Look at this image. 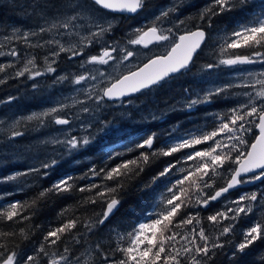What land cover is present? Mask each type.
Segmentation results:
<instances>
[{
	"label": "snow or ice",
	"instance_id": "obj_1",
	"mask_svg": "<svg viewBox=\"0 0 264 264\" xmlns=\"http://www.w3.org/2000/svg\"><path fill=\"white\" fill-rule=\"evenodd\" d=\"M250 0H208L202 8L198 19L207 28L213 27L215 17H223L227 13L239 12L240 18L234 19L230 30H225L219 37L218 50L215 62L202 67V71H212L220 67L237 68L238 66L264 65V0L259 5L249 7ZM57 13L51 18L44 17L47 27L40 26L36 30H15L11 36H5V41L23 43L26 48H45L54 46L43 60V66L38 64L35 55L25 53L22 67L15 64L0 65V74L9 68H16L9 76L0 77V85L8 78H27L36 80L48 74H56L53 67L61 53H67L68 59L84 57V49L91 48L95 43H104L103 37L111 33L114 24L104 18H96L95 13L121 14L127 18L145 15L151 7L148 0H67V3H55ZM181 7L179 2L169 6H161L152 13V22L143 26L133 27L126 46L117 47L111 44L101 47L98 55H88L81 63L85 65L107 66L115 62L125 64L137 56L136 46L149 48L152 44L169 42L165 55L156 56L135 70L113 77L111 73L99 68L87 69L71 79L68 75H54V83L69 81L74 85H85L89 81H98L91 87H82L78 91L85 93L87 101L94 107H83L78 112H70L78 104L86 103L83 100L72 99L71 104L58 103L39 112H33L26 117L15 120L8 129L9 139L24 135L19 130L22 122L35 123L37 128L51 125L60 126L58 135L50 143L54 151L60 153V158L52 156L42 161L38 166L31 167L20 176L40 174L50 175L48 170L55 171L65 156H72L90 147L101 134L115 135L119 129L112 121L101 119L97 113L108 107V101L125 103V98L136 93H143L153 87L161 86L169 78L191 70L197 53L208 37L206 28L198 27L193 31L177 34L173 27H161L159 22L175 14ZM253 7L261 11L251 16L244 15L252 12ZM63 9V11H61ZM149 17L145 15L147 20ZM115 19V16H113ZM87 21V23H82ZM184 24V20H178ZM86 28V32H81ZM62 30V33H61ZM61 34L67 37L66 42L57 39H48L43 43L33 42L34 37L44 34ZM75 37V40L72 38ZM5 45L0 44V49ZM128 46H132L130 49ZM20 59L22 54L12 47L7 52L0 51V56ZM239 82H226L208 88L203 95L199 92H190L185 89L182 109L191 112L201 105H208L215 98L230 94L233 88L247 89L243 99L231 107L228 112L218 115V124L211 131H201L199 134H189L178 140L173 139L158 143L159 137L151 133L127 148V153H136L135 156L125 159L124 152H111L106 155L108 161L118 159V162L109 166L105 164L97 169L92 166L82 176L64 174L54 180L50 187L40 191L30 202H11L6 207H0V223L25 224L30 222L35 214L38 202L48 194L59 195L72 193H90L84 203L101 206L96 218L81 220L79 217L69 218L58 227L48 230L43 237V243L34 248L32 253L18 252L10 248L7 243L0 242V264H73L71 250L65 245V238L76 244L81 243L82 227L87 233L95 234L112 223L115 212L121 205L120 193L127 183L138 178L147 167L159 158L177 156L175 161L169 160L158 174L154 175L150 184H155L161 178L178 172L176 179L168 188V195L161 198L157 208L147 213L145 218L133 226L130 232L116 233L115 247L111 252L105 251L101 243L95 246V255L101 264H209L217 249H224L226 243H232V259L239 264V257L248 255L257 242H264V218L254 219V205L264 200V193H244L231 199V192L243 184L260 181L264 183V70L253 72L245 70ZM104 84L103 87H99ZM37 85H33V88ZM15 99L10 97L9 102ZM128 100L127 103H131ZM80 113H90L87 123L79 125ZM152 119H156L153 115ZM3 124V121H0ZM252 142L245 137L253 133ZM199 145H206L200 148ZM183 153V155H177ZM43 170V171H42ZM223 170V171H221ZM100 177L102 183H88L77 187V180L95 181ZM217 178L224 183L216 187ZM7 180H16L13 175ZM211 190V191H208ZM213 204L218 205L213 214L201 217L199 212H188L190 207L211 210ZM219 205H222L220 207ZM30 209L32 211H30ZM60 215L64 216L65 212ZM206 219L214 226L215 234H207L202 221ZM247 221V226L240 231L241 239L233 243L235 230L241 220ZM227 222V223H225ZM199 226V227H197ZM29 240L31 231L27 227L18 230L0 231V241L14 239ZM179 238V239H178ZM222 238H228L224 240ZM47 245V247H46ZM63 247L62 252H49L52 247ZM115 253H119L116 256ZM264 259V258H262ZM77 264H95L90 253L83 260L75 258Z\"/></svg>",
	"mask_w": 264,
	"mask_h": 264
},
{
	"label": "trees",
	"instance_id": "obj_2",
	"mask_svg": "<svg viewBox=\"0 0 264 264\" xmlns=\"http://www.w3.org/2000/svg\"><path fill=\"white\" fill-rule=\"evenodd\" d=\"M169 1L170 0H148L151 7L154 8L161 7ZM31 2L34 4L35 1ZM55 3H62V1H51L49 2L48 7L52 8ZM207 3L208 0H184L182 3V10L177 16L176 21L184 20V24L181 26L190 30L198 27L206 28L207 33L210 34L214 29L222 30L226 26L232 25L234 19L240 18L241 14L239 12L227 13L223 17H215L213 27L207 28L206 25L198 19L202 8ZM33 4L28 3L27 1H15V5L23 8L26 6L30 7ZM259 4L260 3L257 0H250L249 7ZM253 9L252 12H245L244 15L251 16L261 11L259 7H253ZM10 11L12 10L7 12L5 8H0V29L7 27L8 24L10 27L14 28L13 25H15L16 21L25 20L28 17V13L23 11L21 12V15L17 16L19 20L8 19ZM135 18L130 19L127 17H120V20L125 24V29L129 30V25L135 23ZM127 37L128 35L124 34V40L127 39ZM201 54L202 53L195 58L194 65L191 67L190 71L180 74L171 80L169 79L162 83L161 86L154 87L149 91H146V93L143 92L142 95L131 100L134 103L135 109L132 107L126 108L123 111L129 112L131 119H138L137 122H139L138 124L140 127L132 131L136 133L134 136L123 140V136L116 137L111 133L101 134L90 147L74 153L72 156H65L61 160L60 165L57 166V169L55 171L50 169V175L47 177H40L39 182L35 186L30 188L26 187L25 189L16 192L9 181H4L9 175H17V179L23 177L19 175L23 168L20 164H10V161H6L7 159H11L12 155L8 156L2 152L4 143L1 142L2 138L0 137V207H6L7 204L17 201L30 202L40 191L50 187L54 180L64 174H71L79 177L84 175V173H86L92 166L99 169L105 164L111 166L117 163L118 159L111 161L106 159L108 153L116 151L124 152L125 159L135 156L136 153H127V148L151 133H156L159 137L158 143H163L164 141L173 140L174 138L178 140L181 137H187L189 134H199L201 131H211L214 126L218 124L217 116L228 112L231 107L236 106V103L244 98L239 95L231 97L232 94L243 92V89L233 88L231 89L230 94L215 98L211 104L201 105L191 112L182 109L180 106L184 103L185 89H188L193 93L199 92L203 95L207 90V85L208 88H212L225 83V81L219 80L225 76V68L223 69L220 67L215 73L211 71H202V67L211 61L207 60ZM208 59H211V57ZM214 74L216 75L214 76ZM194 75L197 76L198 84L194 81ZM0 77H3V75L0 74ZM18 81L24 82L23 79H19ZM32 86V84H24L20 87L17 82H6L5 84L0 85V102L8 100L10 97H15V99H13V107L17 108L16 111L22 110L26 112L34 110L39 106L38 104L41 100V93L44 91L37 87L33 88ZM153 102H156V106ZM115 104H108V107ZM118 112L119 111L112 108L110 113L103 115L104 112H101V114L104 116L103 119L112 121L114 124L119 123L122 125L120 126L121 128L125 127L124 129H126V121L122 123L119 122L116 115L108 117L109 114ZM153 115L156 116V119H152ZM126 135H128V133ZM254 135L255 130L245 138L249 142H252ZM7 144L8 147H5L4 150L12 153L13 147H9V141ZM26 145H28V141L26 142L25 139L18 137L16 140V149L19 148L22 150L23 146ZM197 147L203 148L206 147V145H199ZM56 154L54 156L59 159L60 153L57 152ZM177 155L182 156L183 153ZM176 158L177 156L159 158L147 167L138 178L129 181L125 189L119 194L121 205L112 218V223L103 227L102 231L98 229L95 234L87 233L86 230L81 227L79 231L84 233V235L81 237L80 244H76L65 238L64 246L69 247L72 258L79 255L88 243H101L105 251L110 253L111 249L115 247L116 233L125 234L130 232L133 226L137 225L145 218L147 213L151 212L154 208H157L161 198L168 195L167 188L179 178L180 174L176 172L174 175L170 174L168 177L161 178L155 184H151L150 186L147 185L150 184L153 176L158 174V172L166 166L167 161H175ZM3 163H5L6 166H3ZM92 182L102 183L103 181L100 177H97L95 181L77 180L76 186L80 187ZM223 183V179L217 178L216 187H219ZM246 192H256L258 195L264 193V183L259 182L253 185L250 183L243 184L237 191L231 193L230 198L235 199ZM88 195L91 194L80 193L76 190H73L72 193H61L59 195L48 194L38 202L35 208V214L32 216L30 222H26L25 224L0 223V231L18 230L22 227H27L31 231V238L29 240H24L17 236L14 239L0 242L7 243L10 248H15V246L19 244L20 247L16 249L18 252H28L31 254L34 248L43 243L44 234L48 230L58 227L65 220L75 217H79L81 220H94L96 218L97 214L101 211V206L99 204L91 205L84 203V199ZM217 206L218 205L213 204L211 210L190 207L188 212L192 214L199 212L201 217H206L209 214H213ZM219 206L222 207V205ZM65 210H67L65 215L61 216L60 213ZM30 211L32 210L30 209ZM261 218H264V200H260L258 205H254V219L250 216L248 217V220L255 222V220ZM202 223L207 229V234H215L214 226L207 222L206 219H204ZM246 226L247 221L242 219L235 230L236 234L232 238L233 243L240 241V231ZM222 239L227 240L228 238ZM48 251L50 253L53 251L62 252L63 247L54 246L49 248ZM247 251L249 252L248 255L239 257V264H264V259H262L264 258V242L258 241L252 249ZM232 252V243H226L224 249L216 250L214 257L209 261V264H235L232 259ZM115 255L119 256V253H115ZM83 256L82 253V257ZM92 259L95 260V264H101L100 260L95 255V250L92 253ZM41 264H43V259L41 260Z\"/></svg>",
	"mask_w": 264,
	"mask_h": 264
},
{
	"label": "rangeland",
	"instance_id": "obj_3",
	"mask_svg": "<svg viewBox=\"0 0 264 264\" xmlns=\"http://www.w3.org/2000/svg\"><path fill=\"white\" fill-rule=\"evenodd\" d=\"M15 1H17V0H0V8H5V10L8 11V10H10V7H8V5H11V4L15 5ZM18 1L19 2L27 1L28 3H31V4H33L31 1H35L34 4L30 7L26 6L23 8L21 6H15L13 9H11L13 11L12 14L16 15L14 20H19V18L17 16L21 15V12L26 11L28 13V15H27L28 17L25 20L16 21L15 25H13L15 30H19L21 32L30 31L29 29H23L26 27L27 28L33 27L32 30H36L40 26L47 27V24H45V21H44V17L46 16L48 18H51L54 15L58 14L56 8H54V7L49 8L48 7L49 2H51V1L55 2L58 0H18ZM60 1H62V3H67V0H60ZM183 1L184 0H170V5L173 3L179 2L181 4V7L178 9V11L175 14H172L169 18L161 20L159 22V25L165 29H167L169 27H173V31L175 33H177L178 35L183 34L184 32L188 31V29L181 26L176 21L177 16L179 15L180 11L182 10ZM258 1H261V0H258ZM163 6H169L168 2ZM22 8H23V10H22ZM157 9H160V7H157V8L151 7L148 9V12L145 14L149 17L147 20L145 19V15H138V17L135 18V23L129 25L130 26L129 30L125 29V24L119 21L120 17L115 16V19H113V16L109 15L108 13H104L102 15V13L96 12L95 13L96 18H99L101 20H103L104 18H107L108 20H110L114 24V29L111 33H108L103 37L104 43L98 42V43H95V45L100 47V48L103 46H106L107 44H112L114 46H119V47L126 46V41L129 38V34H130L132 28L137 27V26H143L146 24H150L152 22V13L157 12ZM61 11H63V9H61ZM82 23H87V21H84ZM18 26H21V27L19 28ZM230 27H231V25L226 26L222 30L214 29V31L208 35V37L205 41V44L202 45V48H201L202 54L201 55L203 56V55L210 54V56L208 58L211 57V59H208V58H206V59L210 60L211 62H215V57H216V53L218 50V46L217 47H215V46L219 44V37L223 34V32L225 30H230ZM123 29L125 30V33H124ZM15 30H13V32ZM80 31L83 33V32H86L87 29L81 28ZM61 33H62V30H61ZM124 34L128 35V37L123 42ZM11 35L12 34H10L9 36H11ZM48 39H57V40H61V42H66L68 40L67 37H64L61 34H57L54 32L52 34H44L43 36H40V37H34L33 42L35 43L38 40L41 43H43L45 40H48ZM72 39L75 40V37H73ZM3 40H4V37L0 36V41H3ZM9 43H10L9 49L14 47L19 52H21V54L27 53V54L35 55L37 58L38 64H40L41 66H43V60H44L45 56H48L49 52L55 50L54 46L46 45L45 48H42V49H40V48H30V49L26 48V50L21 51L19 49L18 45L14 44V42L9 41ZM168 43L169 42H163L162 44L154 46L153 48L144 49V50H143V48H141L139 46H136L134 49H132V46H128L130 49L135 50L137 52V56H135L131 60L125 62V64H116L115 62H113L107 68H103V66H100V65H91V66H88L87 69L99 68L102 71H106V72L110 71V73L113 77H118L120 74L123 73V71L125 69H128L129 71L134 70L137 65H142L144 62L151 59L152 57L165 54L167 51L166 45ZM4 45H6L5 40H4ZM2 49H3V51H5L6 47H3ZM0 51H1V49H0ZM5 52H7V51H5ZM60 57H62L61 58V60H62L63 58L68 57V54L67 53H61L60 56L57 58L56 63L53 65V67L56 68L55 65L57 64ZM24 60H25L24 55H22L20 59L4 55V56H0V65L15 64L16 68H19V67H22ZM72 65H74V64H72ZM239 67H241V66H239ZM239 67H237V68H239ZM16 68H14V69L16 70ZM221 68H223V69L225 68V74L226 75H225V77L220 78L219 80L225 81V83H226V82H239L240 79L242 78L241 74L245 70H250L253 72H259L261 70H264V65L257 64V65L247 66V67L242 68L238 71H235L232 74H230L229 72L233 68H227V67H223V66ZM218 70H219V68L214 69L211 72L215 73ZM7 73H8V69L5 73H3L1 75L7 76ZM56 73H58V70L56 71ZM54 75L48 74V75L42 76L43 78L38 77L36 80L27 79L26 77L25 78H15V79L8 78L7 79V83L8 82H17V83H19L20 87L23 86L24 84H32V85L35 84V85H37V88H39V89L42 88L41 90H44V92L41 93V98H40L41 100L38 104L39 106L34 110H30V111H26V112L22 111V110L16 111L17 108L13 107V109H12L11 107L10 108L8 107V102H7L8 100H4V101L0 102V121H3V124H0V137L2 138L1 142L4 143V148L8 147V144H7L8 141L10 144L9 147H13L12 153H10L9 151L6 152L4 150V148L2 149V152L8 156L12 155L11 159L6 160V161H10L9 162L10 164H20V166L23 168L22 169L20 167L22 169V171L20 173L27 172L28 169H30L31 167L38 166L42 161L51 158L52 156H54L57 153L56 151H54V149L59 148V146L52 145L50 143V141L54 136L58 135L57 129L60 126L51 125V126L44 127V128H37L35 123L22 122L19 125V130L23 131L24 135L20 136V137L25 139L26 142L28 141V145L23 146V149L20 150L19 148L16 149V140L18 139V137H16L15 139H9L8 138L9 126L15 120L21 119L22 117H26L27 115H29L33 112H39L41 110H44V109H47V108H50L53 106H57L58 103L71 104L72 99L86 101V103L78 104L75 108H71L70 112H72V113H76L79 111V109L86 107V106L87 107H94L91 101H87V97H86L85 93L78 91V90L81 89L82 87H91L94 84H97L98 81H89V82H86L85 85H74V84H72L71 86H68V88L66 90L60 92L57 95L56 92L52 91L51 87L53 85L50 83V81L45 82V80H44V78L46 76H47L46 78H48L50 80L51 78L54 77ZM61 75H64V74H61ZM215 75L216 74H214V76ZM19 79H23L24 82L18 81ZM40 81H42V82H40ZM45 83L50 84L49 88L45 85ZM195 83L198 84L197 79H195ZM53 84L56 85L58 83H53ZM103 86H104V84L99 85V87H103ZM69 91H71V92H69ZM245 91H248V90L243 89V92L232 94L231 97H236L237 95L243 97L242 94ZM64 93H66V94H64ZM227 98H228V96H227ZM25 100H27V99H25ZM153 104L156 106V102H153ZM130 107L131 108L134 107L133 102H131V103L126 102L124 104L112 105L111 107L104 108L101 112L103 113V111H104L103 115L106 113H110V110L112 108L114 110L119 111L118 113L109 114V116L112 117V116L116 115L118 117V121L122 123L126 120H129V118H130L129 112H126L123 110L126 108H130ZM133 109H135V107ZM101 112L97 113V115L99 117L102 116L101 119H103L104 116L101 114ZM80 116H81V119L75 121L76 125L77 124L79 125L82 123H87V121L91 118L90 113H80ZM136 123L138 124L139 122H136ZM114 125L119 129V132H118L119 134L118 133H117V135L115 134L116 137H122L121 135L128 133V132L124 131L125 130L124 128L120 127L121 124L116 123ZM24 128H28V129H24ZM3 166H6L5 163H3ZM48 171L50 172V170H48ZM10 176H13V175H9L8 177H10ZM40 177H44V176L34 173L31 175L23 176V177L18 178L16 180L5 179L4 181H9L12 184V188L16 192H18L22 189H25L26 187L30 188L32 186H35L39 182ZM96 244L88 243L84 247L81 254L78 255V256H80L81 260H83V257L85 258L90 253L91 254L93 253V251L95 250ZM82 253L84 255L83 257H82ZM73 264H77L75 258L73 259Z\"/></svg>",
	"mask_w": 264,
	"mask_h": 264
},
{
	"label": "flooded vegetation",
	"instance_id": "obj_4",
	"mask_svg": "<svg viewBox=\"0 0 264 264\" xmlns=\"http://www.w3.org/2000/svg\"><path fill=\"white\" fill-rule=\"evenodd\" d=\"M259 2H261V1H259ZM168 5H170V1L168 2ZM15 6H18V5H14V4H11V5H8V7H10V10L11 9H13ZM9 11V10H8ZM7 11V12H8ZM10 13H13V11H10ZM9 13V15H8V19H11V20H13L15 17V15H12V14H10ZM13 25V24H12ZM21 26H19V28H20ZM32 28L33 27H29V28H23V29H29V30H32ZM13 30H15L14 28H11L10 26H9V24H8V26L7 27H5V28H2V29H0V36L1 37H5L6 35L7 36H9L10 34H13ZM193 30H195V29H193ZM193 30H190L189 29V31H193ZM209 35V34H208ZM125 40H123V42H124ZM6 42V45L4 46V47H6V50L5 51H8V49H9V47H10V43H9V41H5ZM0 44H4V40L3 41H0ZM14 44H16V45H18V47H19V49L21 50V51H24V50H26V47L24 46V44L21 42V43H15L14 42ZM160 44H162V43H159V44H156V45H152V46H150L149 48H147V49H150V48H152V47H154V46H157V45H160ZM114 46V45H113ZM218 45H216L215 47H217ZM117 47H119V46H117ZM30 49V48H29ZM101 48L100 47H93V48H91L90 50H89V55H98L99 54V50H100ZM143 49H145V48H143ZM2 51H3V49H1ZM167 51H168V48H167ZM166 51V52H167ZM166 54V53H165ZM165 54H162V55H165ZM22 55H24V54H22ZM209 55L210 54H208V55H203L205 58H208L209 57ZM157 56H161V55H157ZM61 58L62 57H60L59 58V60H58V62H57V64L55 65L56 66V68H57V70H58V73H56L55 75H61V74H64V75H68L69 77H70V79L73 77V76H75V75H79V74H81L82 72H85L86 70H87V68H88V66H91V65H85L84 67H81V63L84 61V59H82V57H76L75 59H72V60H70V59H68V57H66V58H63L62 60H61ZM206 60V59H205ZM210 61V60H209ZM72 64H74V65H72ZM111 65V64H110ZM109 65H107V66H103V68H107ZM239 67V66H238ZM245 67H247V65L246 66H241V67H239V68H233L229 73L230 74H232V73H234L235 71H238V70H240V69H242V68H245ZM83 68V69H82ZM135 70V69H134ZM129 70L128 69H125L124 71H123V73H126V72H128ZM15 72V69L14 68H9L8 69V73H7V76H9L10 77V74H12V73H14ZM108 73H110V71H107ZM185 73V72H184ZM181 74H183V73H181ZM180 74H178V75H176V76H174V77H171V78H169L170 80L172 79V78H175V77H177V76H179ZM224 75H226L225 74V71H224ZM195 76V75H194ZM225 77V76H224ZM168 79V80H169ZM195 79H197V76H195V78H194V81H195ZM44 80H45V82H49L50 81V83L51 84H53L54 82V77L53 78H51L50 80L48 79V78H44ZM216 80V79H215ZM57 85H59L63 90H66L67 88H68V86H71L72 85V83H70V80L69 81H65L64 83H62V84H60V83H58V84H56V85H54V86H57ZM45 86V85H44ZM51 88H53V87H51ZM44 91V90H43ZM149 91V90H148ZM57 92V95L60 93L58 90L56 91ZM144 93H146V92H144ZM143 93H140L139 95H137V96H134V97H132V98H130V99H127V100H125V103L128 101V100H134L135 98H137V97H139L140 95H142ZM116 104H119V102L118 103H116ZM92 105V104H91ZM8 107L10 108H12L13 109V100H11L10 102H9V99H8ZM134 108V107H133ZM166 113H168V112H166ZM138 121V119H136V120H134V119H131V118H129V120H126V124H127V128L124 130V131H126V132H128V135H126V134H123V135H121V136H123L122 137V139L124 140V139H127V138H129V137H132V136H134L136 133L135 132H132V131H134V130H136V129H138L140 126H139V124H137L136 122ZM130 132V133H129ZM134 134V135H133ZM126 135V136H125Z\"/></svg>",
	"mask_w": 264,
	"mask_h": 264
},
{
	"label": "bare ground",
	"instance_id": "obj_5",
	"mask_svg": "<svg viewBox=\"0 0 264 264\" xmlns=\"http://www.w3.org/2000/svg\"><path fill=\"white\" fill-rule=\"evenodd\" d=\"M254 10V9H253ZM258 10V9H257ZM119 21L121 22V20L119 19ZM207 44V43H206ZM112 45V44H111ZM93 47H98V46H96L95 44H94V46ZM93 47H91V48H93ZM91 48H86V49H84V53H85V56L84 57H82V59H85V57L86 56H88L89 55V50L91 49ZM153 48V47H152ZM144 50V49H143ZM2 51V50H1ZM149 51V50H148ZM147 51V52H148ZM5 52V51H4ZM201 53V50L197 53V56L199 55ZM210 56V55H209ZM83 69V68H82ZM52 75V74H51ZM54 75V74H53ZM47 77V76H46ZM43 78V77H42ZM40 82H42V81H40ZM45 85L49 88V86H50V84H47V83H45ZM53 86V88H52V90H53V92H56L57 90L59 91V92H62V91H64L59 85H57V86H54L55 84H52ZM210 85V84H209ZM207 87V88H206ZM205 88L206 89H208V85L206 86ZM211 88V87H210ZM42 89V88H41ZM70 90V89H69ZM68 92V91H67ZM69 92H71V91H69ZM57 93V92H56ZM63 94V93H62ZM64 94H66V93H64ZM69 100V99H68ZM120 104V103H119ZM115 105H117V104H115ZM128 107V106H127ZM131 108V107H130ZM104 112V111H103ZM87 116V115H86ZM83 117V116H82ZM89 117V116H88ZM87 117V118H88ZM108 117H110L109 115H108ZM106 120V119H105ZM78 125V124H77ZM122 126V125H121ZM125 128V127H124ZM130 133V132H129ZM119 134V133H118ZM117 135V134H116ZM134 135V134H133ZM80 156V155H79ZM80 252V251H79ZM79 254H81V253H79ZM75 255V254H74ZM78 256V255H77ZM77 256H75L74 258H76ZM78 257H80V256H78ZM74 258H72V259H74Z\"/></svg>",
	"mask_w": 264,
	"mask_h": 264
},
{
	"label": "water",
	"instance_id": "obj_6",
	"mask_svg": "<svg viewBox=\"0 0 264 264\" xmlns=\"http://www.w3.org/2000/svg\"><path fill=\"white\" fill-rule=\"evenodd\" d=\"M110 15H114V16H118V17H127V16H124V15H121V14H110ZM152 45H156V44H152ZM152 45H150V46H152ZM149 46V47H150ZM145 49H147V48H145ZM147 91V90H146ZM138 94H140V93H136V94H133L132 96H130V97H134V96H136V95H138ZM130 97H126L125 99H127V98H130ZM107 103H116V102H112V101H108ZM260 181H256V182H253V183H250L251 185H253V184H257V183H259ZM240 188V187H239ZM239 188H237V189H235V190H233L231 193H233V192H235V191H237ZM119 209V208H118ZM118 211V210H117ZM116 211V212H117ZM115 212V213H116ZM115 215V214H114Z\"/></svg>",
	"mask_w": 264,
	"mask_h": 264
}]
</instances>
